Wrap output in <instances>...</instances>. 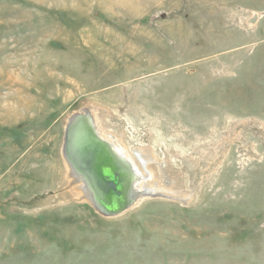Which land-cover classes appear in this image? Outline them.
I'll return each mask as SVG.
<instances>
[{
    "label": "rangeland",
    "instance_id": "obj_1",
    "mask_svg": "<svg viewBox=\"0 0 264 264\" xmlns=\"http://www.w3.org/2000/svg\"><path fill=\"white\" fill-rule=\"evenodd\" d=\"M82 110L166 196L92 206ZM0 264H264V0H0Z\"/></svg>",
    "mask_w": 264,
    "mask_h": 264
},
{
    "label": "water",
    "instance_id": "obj_2",
    "mask_svg": "<svg viewBox=\"0 0 264 264\" xmlns=\"http://www.w3.org/2000/svg\"><path fill=\"white\" fill-rule=\"evenodd\" d=\"M70 118L63 155L72 173L81 178L99 213L115 216L124 212L140 198L134 189L132 163L100 135L90 111L82 110Z\"/></svg>",
    "mask_w": 264,
    "mask_h": 264
},
{
    "label": "bare ground",
    "instance_id": "obj_3",
    "mask_svg": "<svg viewBox=\"0 0 264 264\" xmlns=\"http://www.w3.org/2000/svg\"><path fill=\"white\" fill-rule=\"evenodd\" d=\"M71 118H69L70 120ZM68 120V122H69ZM67 126V125H66ZM95 126H96V129L98 130V125L96 124L95 122ZM99 132V130H98ZM100 133V132H99ZM101 135V134H100ZM109 138V137H108ZM113 138V136H112ZM112 145L114 146V148L123 156H125L133 165V169L134 171L136 172L135 173V181H134V189H135V192L137 194L138 192V196L141 198V197H144L146 195H155L157 193L161 194L162 196H166L167 193L164 192L163 188H167L168 190L170 188L168 187H172L171 185L167 184L168 187H162L159 183H158V180H157V177L155 176V171L150 163V160L148 161L146 158L143 159L140 152L142 151H139V150H136L135 153H139L137 154V157H139V159H141L140 163L138 161H136L135 159H132L130 157V155L128 156L125 152H126V149L122 148L121 146H119L116 141H111L109 140ZM72 171V170H71ZM73 176L74 173H73ZM167 176L168 173H167ZM76 177V176H75ZM169 178V177H168ZM81 179V178H79ZM78 177H77V180L81 182V188L82 191L84 192L85 194V197L90 201V203L92 204L93 206V203H92V200H91V195H90V192L86 190L85 188V185L84 183L79 180ZM170 179V178H169ZM157 191V192H155ZM158 195V194H157ZM160 196V195H159ZM171 197V196H170ZM152 198V197H151Z\"/></svg>",
    "mask_w": 264,
    "mask_h": 264
}]
</instances>
